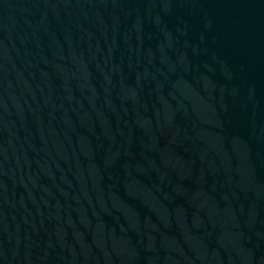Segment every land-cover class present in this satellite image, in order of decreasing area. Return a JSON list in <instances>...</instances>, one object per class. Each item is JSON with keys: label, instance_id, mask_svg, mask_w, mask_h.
<instances>
[{"label": "water", "instance_id": "obj_1", "mask_svg": "<svg viewBox=\"0 0 264 264\" xmlns=\"http://www.w3.org/2000/svg\"><path fill=\"white\" fill-rule=\"evenodd\" d=\"M0 264H264V0H0Z\"/></svg>", "mask_w": 264, "mask_h": 264}]
</instances>
